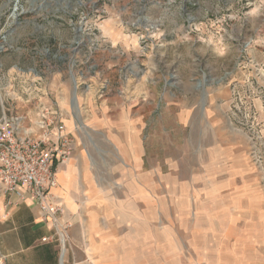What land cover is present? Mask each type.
Wrapping results in <instances>:
<instances>
[{
	"label": "rangeland",
	"instance_id": "obj_1",
	"mask_svg": "<svg viewBox=\"0 0 264 264\" xmlns=\"http://www.w3.org/2000/svg\"><path fill=\"white\" fill-rule=\"evenodd\" d=\"M16 32L27 33L18 38L24 56L44 60L35 70L49 76L57 67L66 96H79L81 112L68 114L85 137L101 138L86 131L94 117L134 121L146 103L143 148L152 179H162L149 213L159 247L114 252L110 264H248L264 256V242L246 243L239 212L208 200L205 185L226 163L216 143L226 139L228 148L244 140L239 148L264 176V0H0V46ZM25 75L0 70V115L26 109ZM154 97L156 107L148 104Z\"/></svg>",
	"mask_w": 264,
	"mask_h": 264
},
{
	"label": "crops",
	"instance_id": "obj_2",
	"mask_svg": "<svg viewBox=\"0 0 264 264\" xmlns=\"http://www.w3.org/2000/svg\"><path fill=\"white\" fill-rule=\"evenodd\" d=\"M206 4V1H201L197 7L202 11ZM26 35L27 33L21 32L7 35L6 44L4 47L0 46V56L7 57H0V70L11 74L24 72L28 73L25 75L28 79H40L47 86L50 99L64 109L66 129L72 141L67 161L57 168V185L50 190L53 201L62 209L58 219L61 223H68V239L61 259L59 227L55 228L48 216L43 217L39 206L31 203L28 198L19 199L13 194L5 193L0 186V258L3 264H110L109 257L114 252L157 249L155 239L159 240V237L154 235L153 217L149 213L154 204L153 192H161L162 179L159 177L158 183L153 180L155 175L151 170L154 168L151 169L143 148L142 131L147 121L146 103L139 104L138 118L134 121L117 122L110 121L108 116L94 117L85 124L86 131L91 130L101 135V138L90 137L88 132L89 138L85 137L78 126L80 123L71 120L68 114L71 111V115H75V110L80 106L79 96H66L65 88L68 86L62 80L63 72L57 67L49 76H41L35 70L37 65L45 62L43 60L38 63L41 58H36V55H30L28 59L26 57L29 54L24 56L27 49L19 45L18 38ZM219 88L215 87L217 93ZM212 90L211 87L210 91ZM12 94L19 97L15 91ZM82 95L80 92V97ZM72 98L76 100V105H73ZM154 98L148 104L156 107L159 101ZM219 98L220 96L217 97ZM81 100L83 101L82 98ZM219 100L222 101L223 98ZM208 103L209 97L206 105ZM81 108L80 106V112ZM26 109L32 111L28 106ZM178 118L184 122L183 118L188 120L189 117L178 112ZM178 118L177 124L180 122ZM114 127L127 130L124 135L118 136L117 133L115 136L112 132ZM134 127L138 131L133 132ZM228 131L225 130L226 135L221 132L220 138L223 135L227 137ZM237 131L239 129H231L232 134L238 133ZM216 143H222L223 147L218 154L223 152L222 155H226V163L219 167L218 173L208 176L205 184L208 187L207 199L226 201L228 211L234 209L239 212L243 223L240 236L247 240L246 243L264 242L263 172L248 163L244 149L239 148L244 140H238L231 148L226 146L230 145L227 139ZM224 149L226 150L223 151ZM229 149L240 151L230 154ZM214 166L212 170L216 172L218 166ZM157 167L160 171L159 165ZM163 182L164 185L166 177ZM156 184L159 188L155 187ZM163 189L166 191L168 187ZM122 209H125V216L128 217L126 221L121 218ZM129 210L132 217L127 215ZM229 215L227 224L235 227L238 219L235 220L231 213ZM161 216L166 218L162 214ZM168 241L166 236V239H162V246L164 243L167 245ZM248 262L264 264V256L260 254V260L251 259Z\"/></svg>",
	"mask_w": 264,
	"mask_h": 264
},
{
	"label": "built area",
	"instance_id": "obj_3",
	"mask_svg": "<svg viewBox=\"0 0 264 264\" xmlns=\"http://www.w3.org/2000/svg\"><path fill=\"white\" fill-rule=\"evenodd\" d=\"M23 83L26 106L32 111L0 115V186L19 199L28 198L59 227L62 256L68 223L58 219L62 209L50 189L57 185V168L67 161L72 138L64 109L50 99L47 86L40 79L25 78Z\"/></svg>",
	"mask_w": 264,
	"mask_h": 264
},
{
	"label": "water",
	"instance_id": "obj_4",
	"mask_svg": "<svg viewBox=\"0 0 264 264\" xmlns=\"http://www.w3.org/2000/svg\"><path fill=\"white\" fill-rule=\"evenodd\" d=\"M80 29H81V27H79L77 30L80 31ZM76 87H77V86H75V88H76Z\"/></svg>",
	"mask_w": 264,
	"mask_h": 264
}]
</instances>
